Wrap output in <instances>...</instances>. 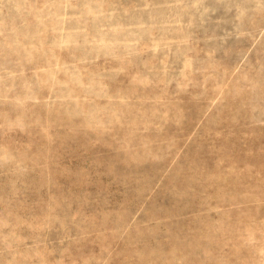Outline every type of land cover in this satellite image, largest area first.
Returning a JSON list of instances; mask_svg holds the SVG:
<instances>
[{"label":"rangeland","instance_id":"obj_1","mask_svg":"<svg viewBox=\"0 0 264 264\" xmlns=\"http://www.w3.org/2000/svg\"><path fill=\"white\" fill-rule=\"evenodd\" d=\"M0 264H264V0H0Z\"/></svg>","mask_w":264,"mask_h":264}]
</instances>
